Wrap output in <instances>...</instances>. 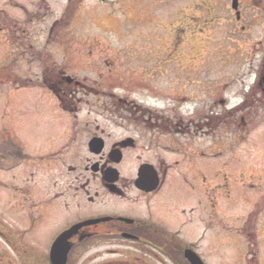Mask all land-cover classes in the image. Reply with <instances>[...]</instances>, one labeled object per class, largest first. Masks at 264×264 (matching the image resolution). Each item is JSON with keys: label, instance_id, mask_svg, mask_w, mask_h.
I'll return each mask as SVG.
<instances>
[{"label": "flooded vegetation", "instance_id": "obj_1", "mask_svg": "<svg viewBox=\"0 0 264 264\" xmlns=\"http://www.w3.org/2000/svg\"><path fill=\"white\" fill-rule=\"evenodd\" d=\"M206 2L212 11L223 7L219 0H190L187 8L192 11ZM185 10L179 6L175 11L178 22ZM247 17L239 4V17L233 14L219 34L234 35L240 46L249 44L245 36L254 35V24L261 20L264 24V17L256 22ZM261 35L264 38L263 25ZM251 48L262 53L263 63L252 72L253 82L237 91L240 103L236 108L223 111L225 117L238 122L243 138L264 122V41ZM186 72L193 78L163 89L162 93L175 97L162 109L133 105L138 89L131 91L129 80H120L127 88L121 91L123 95H103L116 83L109 80V70L104 80L89 82L77 79L78 72L75 78L64 70L45 69L38 87L54 95L59 112L52 134L28 137L16 130L12 135L16 174L9 181L0 177V264H26L21 260V247L32 258L29 252L35 241L27 244L21 239L22 231L29 234L40 226L55 229L57 236L76 225L80 227L70 240L68 264H74L76 253L79 264H166L165 258L170 264H180L183 241L172 231L195 225L206 228L211 214L202 167L197 175L205 199L188 211L189 195L179 192L182 176L176 167L190 155H183L180 163L176 154L198 146L193 141L199 137L200 146L208 149L213 104L217 105L207 73L201 76L197 68ZM124 73L129 76L132 71ZM220 104L224 106L225 101ZM28 148L38 154L24 157L22 150ZM194 167L188 166L191 175L196 173ZM92 251L96 255L88 256Z\"/></svg>", "mask_w": 264, "mask_h": 264}, {"label": "rangeland", "instance_id": "obj_2", "mask_svg": "<svg viewBox=\"0 0 264 264\" xmlns=\"http://www.w3.org/2000/svg\"><path fill=\"white\" fill-rule=\"evenodd\" d=\"M67 1L0 0V12L7 13L12 19L27 22V12L34 15L37 13L33 22L27 25L21 24L17 31L12 30L9 39L15 42V54L10 43L6 42L0 32V130L3 124L5 130L10 133L17 130L18 126L26 128L28 132L24 133L28 137L39 136L42 133L52 134L51 127L53 128L55 124L53 120L57 118L59 112L53 97L40 90L16 92L11 90L12 86H9L17 80L19 82L15 83V88L18 85L19 88L34 86L32 83L28 85L23 83L41 77L36 76L40 64L38 63L37 66L33 64L35 58H39L38 55L34 58L35 50L40 52L41 60L49 63L44 65L50 68L51 72L70 68L69 72L79 73L78 54L80 55L81 50L84 51L85 48H88V53H92L96 58V54H99L98 63L109 68L118 69L120 64H125L124 61H127L126 67L132 66L135 70L140 68L152 70L150 74L138 77L142 85L154 88L149 92L151 96L146 95L147 89L142 93L138 92L142 99L137 101L134 98L133 105L144 107L151 105L162 109L166 108L175 97L172 93L165 95L162 93L163 89H167L171 85L170 82L193 78V75L186 71L194 69L193 66L196 64L202 69L200 75L207 73L212 80L213 98L216 97L217 102L225 99L228 103L227 108L235 106L239 101L235 92L238 85L246 87L253 82L255 75L252 72L259 67L262 58L260 51H252L251 48L253 43L264 41L261 35L262 23L259 24L260 28L254 29V35H249L250 43L244 46H240L235 38L229 35H211L216 29L229 25L232 14L229 5L232 0H219L223 6V10L219 11L210 10L208 8L210 2L199 4V7L192 11H185L186 16L182 18L179 35H175L174 28V22H177L173 19L177 10L175 5L180 3L183 6V1L188 2V0H82L79 9L77 0H69V3ZM259 1L241 0L245 8L243 10L248 17H252V22H256L259 15H264V0ZM66 7L75 11L67 20L54 26ZM189 15L193 16L194 20ZM2 26H5L4 21L0 20V27ZM250 28L252 29V26ZM193 31L200 33L194 35ZM32 47L34 50L31 51ZM63 50L64 59L57 58L55 54ZM177 50L180 57L174 55ZM56 59L63 62L56 63ZM182 66L187 70L183 71ZM10 78H13L11 80L13 82L8 81ZM101 80H104L103 76ZM136 85L130 88L131 91L140 90ZM119 86L122 85L117 82L114 87ZM117 92L121 93V90ZM8 102H11L10 110L5 117L6 121L2 123L1 117L5 116ZM19 108L21 109L18 110ZM16 110L25 113L20 114ZM222 110L220 104L213 105V131L208 144L211 146V151L208 152L207 159L202 157L196 160L197 165L206 166L209 180L214 185L212 211L216 212L219 208L222 212L217 220H221L224 214H229L234 219L243 216L250 208L252 199L262 193L260 192L262 188L264 189V125L251 137L242 139L241 131L228 129L230 121L217 113ZM199 139L200 137L196 138L193 143L195 141L199 143ZM182 143L185 142L182 140ZM183 154L181 152L176 154L177 161L179 159L183 161ZM192 160L194 156H190L181 167L178 166L176 169L179 168L182 176L178 181L179 192L187 193L189 195L187 203L195 206L193 193H189L194 187V176L188 169L190 164L195 165L196 161ZM12 174H16V171L5 173L4 181H9L7 178H11ZM222 192L226 193L224 197ZM227 197L232 200H228ZM214 221L216 222L215 214ZM215 222L213 226L207 228L213 227L215 231L217 229ZM233 223L238 224L236 221ZM219 230L217 237H214L213 232L212 240L209 237V240L202 241L196 247V253L204 264H243L245 247L242 241L226 242L227 235ZM55 231L40 226L29 234H24L22 231L21 239H25L27 244L35 241L29 252L32 257L30 259L21 247L22 263L50 264L49 244ZM204 234L203 229H191L186 236L190 240L188 242L198 244ZM232 234L236 236L237 232L233 231ZM258 242L260 264H264V222L259 228ZM95 253V251L89 252L88 256L93 257ZM76 256L78 253L73 255V263L79 264ZM165 259L166 264H170L169 260Z\"/></svg>", "mask_w": 264, "mask_h": 264}, {"label": "water", "instance_id": "obj_3", "mask_svg": "<svg viewBox=\"0 0 264 264\" xmlns=\"http://www.w3.org/2000/svg\"><path fill=\"white\" fill-rule=\"evenodd\" d=\"M234 8H236V5H234ZM76 228L63 233L54 243L50 254L51 264H67L68 254L71 249L67 240L72 236ZM185 256L191 264H203L200 258L192 251H186Z\"/></svg>", "mask_w": 264, "mask_h": 264}]
</instances>
